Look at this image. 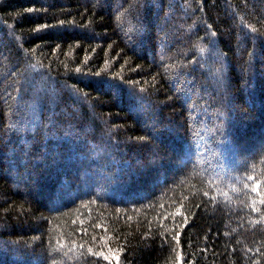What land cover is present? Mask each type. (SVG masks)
I'll use <instances>...</instances> for the list:
<instances>
[{"label": "trees", "instance_id": "1", "mask_svg": "<svg viewBox=\"0 0 264 264\" xmlns=\"http://www.w3.org/2000/svg\"><path fill=\"white\" fill-rule=\"evenodd\" d=\"M0 264H264V0H0Z\"/></svg>", "mask_w": 264, "mask_h": 264}]
</instances>
